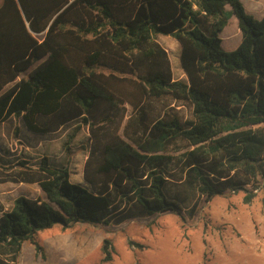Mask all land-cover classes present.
Here are the masks:
<instances>
[{"label": "trees", "instance_id": "trees-1", "mask_svg": "<svg viewBox=\"0 0 264 264\" xmlns=\"http://www.w3.org/2000/svg\"><path fill=\"white\" fill-rule=\"evenodd\" d=\"M232 17L241 42L226 52L220 34ZM159 35L179 42L186 79H174ZM166 98L188 104L193 119L152 118L151 103ZM127 106L131 142L120 133ZM13 121L38 142L74 126L67 149L87 126L92 146L86 185L47 157L33 166L0 156V183L45 195L0 203V264H18L26 242L45 258L38 235L56 224L193 219L202 199L241 191L251 204L264 179V17L242 0H0V126ZM113 252L106 238L101 263Z\"/></svg>", "mask_w": 264, "mask_h": 264}, {"label": "rangeland", "instance_id": "rangeland-1", "mask_svg": "<svg viewBox=\"0 0 264 264\" xmlns=\"http://www.w3.org/2000/svg\"><path fill=\"white\" fill-rule=\"evenodd\" d=\"M242 3L248 14L260 20L256 15L264 11V0H242ZM221 34L222 49L233 51L241 40L235 17ZM234 41L236 45H230ZM157 42L168 52L174 79H186L180 64L179 42L164 35H159ZM165 113L176 114L182 122L193 119L192 109L186 103L175 102L171 98L151 103L152 118ZM132 116L134 111L127 106L120 130L127 141L134 136L133 130L124 133V127ZM16 128H19L18 134L15 133ZM73 128L38 142L28 136L18 121L2 125L0 156L10 165L22 159L33 166L47 157L56 165L68 166L72 182L86 185L83 175L92 138L89 128L83 126L67 149L68 134H72ZM185 150V145L176 146L170 154L177 157ZM174 162L171 171L179 176L180 164L177 160ZM8 165L4 164L5 167ZM260 183L251 204L244 203L245 191L216 196L210 201L202 199L193 219L184 212V216L164 213L120 226L76 223L63 229L62 224H56L38 235L45 258L36 254L33 244L26 242L18 264H102V246L106 238L111 239L114 245L113 260L107 264H264V179H260ZM20 196L45 200L44 193L36 184L0 183V203L5 209H11L14 200ZM131 242L144 247L139 248Z\"/></svg>", "mask_w": 264, "mask_h": 264}, {"label": "crops", "instance_id": "crops-1", "mask_svg": "<svg viewBox=\"0 0 264 264\" xmlns=\"http://www.w3.org/2000/svg\"><path fill=\"white\" fill-rule=\"evenodd\" d=\"M245 9H246V8H245ZM246 11H247V9H246ZM247 12H248V11H247ZM256 17H257L258 19L261 20V19L264 17V11H262L260 14H257ZM220 36H222V34H220ZM239 37L241 38V35H240ZM240 42H241V40H239V42L237 43V47L239 46ZM230 45L235 46V45H236V42L234 41V42L230 43ZM237 47H236V48H237ZM236 48H235V49H236ZM235 49H234V50H235ZM79 183H80V182H79ZM80 184H81V183H80ZM6 210H7V209H6Z\"/></svg>", "mask_w": 264, "mask_h": 264}]
</instances>
